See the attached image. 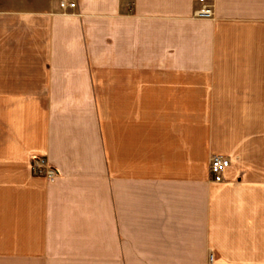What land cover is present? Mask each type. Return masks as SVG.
Masks as SVG:
<instances>
[{
	"label": "crops",
	"instance_id": "obj_1",
	"mask_svg": "<svg viewBox=\"0 0 264 264\" xmlns=\"http://www.w3.org/2000/svg\"><path fill=\"white\" fill-rule=\"evenodd\" d=\"M205 1L0 0V264H264V0Z\"/></svg>",
	"mask_w": 264,
	"mask_h": 264
},
{
	"label": "built area",
	"instance_id": "obj_2",
	"mask_svg": "<svg viewBox=\"0 0 264 264\" xmlns=\"http://www.w3.org/2000/svg\"><path fill=\"white\" fill-rule=\"evenodd\" d=\"M200 8L194 12L196 19L211 20L213 19L212 5L206 3L204 0H199ZM59 8L62 11L74 9L75 4L67 1H61ZM229 166V161L221 156H213L209 164V173L211 180L215 183H220L223 179V174ZM32 173L38 177L54 180L57 177V171L50 166L46 159L37 157L32 160Z\"/></svg>",
	"mask_w": 264,
	"mask_h": 264
},
{
	"label": "rangeland",
	"instance_id": "obj_3",
	"mask_svg": "<svg viewBox=\"0 0 264 264\" xmlns=\"http://www.w3.org/2000/svg\"><path fill=\"white\" fill-rule=\"evenodd\" d=\"M204 1H205V0H204ZM198 2H199V0H198ZM205 2H206V1H205ZM199 4H200V3H199ZM200 6H201V4H200ZM199 8H200V7H199ZM199 8H198V9H199ZM212 11H213V10H212Z\"/></svg>",
	"mask_w": 264,
	"mask_h": 264
}]
</instances>
